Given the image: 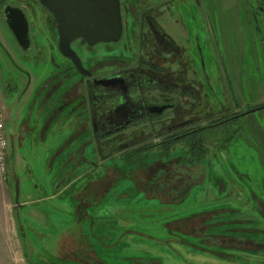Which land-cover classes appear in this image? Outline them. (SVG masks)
<instances>
[{
	"label": "rangeland",
	"instance_id": "rangeland-1",
	"mask_svg": "<svg viewBox=\"0 0 264 264\" xmlns=\"http://www.w3.org/2000/svg\"><path fill=\"white\" fill-rule=\"evenodd\" d=\"M259 3L206 2L202 60L194 67L203 75L202 107L214 110L228 95L232 109L244 113L220 124L199 119L198 127L214 124L200 135L205 156L198 165L173 159L167 169V159L186 157L181 137L170 136L171 146L162 148L164 133L141 132L106 152L94 130L81 127L89 122L88 106L64 99L74 84L60 76L48 49L28 60L11 34L0 32V78L16 88L5 100L11 111L21 108V118L28 114L30 125L20 150L14 143L22 257L0 255V264H264V14L253 13ZM37 42L44 47L45 40ZM158 107L165 108L156 107L155 119L168 108ZM143 144L151 146L127 149ZM53 192V199L44 198ZM52 205L55 214L43 219L31 213Z\"/></svg>",
	"mask_w": 264,
	"mask_h": 264
},
{
	"label": "flooded vegetation",
	"instance_id": "flooded-vegetation-1",
	"mask_svg": "<svg viewBox=\"0 0 264 264\" xmlns=\"http://www.w3.org/2000/svg\"><path fill=\"white\" fill-rule=\"evenodd\" d=\"M206 2L210 0H0V22L4 24L0 32L8 31L28 60L48 49L52 64L63 72L60 76L74 84L64 93L66 102L88 106L89 122L81 127L90 126L97 146L112 154L141 132L164 133L163 142L170 136H182L185 128H194L200 121L216 118L215 124H220L243 115V111H234L228 95L214 110L202 107L204 80L194 67L202 60L200 36L209 14ZM114 3L119 24L110 21L117 15L116 6L115 12L109 7ZM260 10L264 14V6ZM14 33H26L27 44L18 43ZM37 38L45 40L44 47ZM66 38L83 70L60 53L59 42ZM6 88L11 94L16 91L10 84ZM158 105L168 108L166 116L155 119ZM189 120L196 124L185 126ZM184 158L167 159L163 167L167 169L173 159L185 163ZM181 179L177 177L174 185ZM84 253L90 254L87 249Z\"/></svg>",
	"mask_w": 264,
	"mask_h": 264
},
{
	"label": "crops",
	"instance_id": "crops-1",
	"mask_svg": "<svg viewBox=\"0 0 264 264\" xmlns=\"http://www.w3.org/2000/svg\"><path fill=\"white\" fill-rule=\"evenodd\" d=\"M1 79V78H0ZM10 97V93L7 91L6 84L0 80V113L4 117V132L7 137V164L9 168V173L5 181H0V255L9 256L10 259L18 258L21 255V250L19 249L20 238L18 233L15 231L17 227L16 217L14 216L15 206L13 203V187L12 181L13 177L16 178V174L13 169V165L19 164V156L17 149L14 145L15 141H19V150L21 147L20 141L23 138V133L28 135L30 133L29 125V115L25 114L21 118L22 113L21 108H18L15 112L8 108L5 99ZM11 98V97H10ZM12 103V102H11ZM6 125H10L9 128ZM20 139V140H19ZM47 161V170L49 169L50 156L44 157V161ZM32 175V172L29 171ZM38 187V184H35ZM55 192L46 194L44 198L53 199L55 197ZM23 204L26 202L23 201ZM21 204V203H20ZM33 216L37 219H43L46 213L55 214V207L52 205L48 212L45 210L34 209L31 211ZM43 213V214H42ZM49 214L47 215L49 217ZM18 246V247H17Z\"/></svg>",
	"mask_w": 264,
	"mask_h": 264
},
{
	"label": "trees",
	"instance_id": "trees-1",
	"mask_svg": "<svg viewBox=\"0 0 264 264\" xmlns=\"http://www.w3.org/2000/svg\"><path fill=\"white\" fill-rule=\"evenodd\" d=\"M262 2L263 3L258 4L257 10L253 9L254 17L257 16L259 9L264 6V0H262ZM256 30H257L258 34H261V30H260V27L258 25L256 26ZM261 36H262V34H261ZM263 44H264V42H263ZM213 125L202 126V127L196 126L194 128H189V129L184 131L182 136H180L181 137L180 139H183V141L185 143L184 151L186 154L187 163L197 165V164H199L200 159L205 156L204 154H205L206 147H205L204 142H203L200 135H201V132L203 130L209 129V128L213 127ZM171 140H174V139H171ZM171 142H173V141L166 140L165 143L163 141L162 144L164 146H162V148H165V147L168 148L169 146H171L169 144Z\"/></svg>",
	"mask_w": 264,
	"mask_h": 264
},
{
	"label": "water",
	"instance_id": "water-1",
	"mask_svg": "<svg viewBox=\"0 0 264 264\" xmlns=\"http://www.w3.org/2000/svg\"><path fill=\"white\" fill-rule=\"evenodd\" d=\"M115 6H116V12H117V15L115 16V17H111L110 18V21L113 23V24H115V22L116 23H118L119 24V14H118V8H117V3L115 4H111L109 7H110V10L111 9H113L112 7H114V11L113 12H115ZM14 35H15V38H16V40L18 41V43H20V44H23V46L24 45H26L27 44V41H28V39H27V35H26V33H24V34H21V35H18L17 33L15 34L14 33ZM69 38H66V40L65 41H60L59 42V46H58V49H59V51H60V53L63 55V56H65V57H69V58H71L72 59V61L76 64V66L78 67V69L79 70H83L82 68H81V66L79 65V63H77V62H75L76 60H77V58H76V56H75V54H74V52L69 48V46H68V40ZM111 38H109L108 40H110ZM62 43V44H61ZM62 45V46H61ZM261 107H264V105H262ZM158 108V111H163V109L165 108H160V107H157ZM257 108H259V107H255V108H253L252 110H255V109H257ZM159 113V112H158ZM17 193V184H16V188H15V194Z\"/></svg>",
	"mask_w": 264,
	"mask_h": 264
},
{
	"label": "built area",
	"instance_id": "built-area-1",
	"mask_svg": "<svg viewBox=\"0 0 264 264\" xmlns=\"http://www.w3.org/2000/svg\"><path fill=\"white\" fill-rule=\"evenodd\" d=\"M7 146L8 141L4 132V117L0 113V181H5L9 173L7 164Z\"/></svg>",
	"mask_w": 264,
	"mask_h": 264
}]
</instances>
